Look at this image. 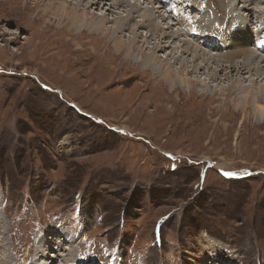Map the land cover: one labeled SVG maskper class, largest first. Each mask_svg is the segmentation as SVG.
<instances>
[{
	"label": "rangeland",
	"instance_id": "1",
	"mask_svg": "<svg viewBox=\"0 0 264 264\" xmlns=\"http://www.w3.org/2000/svg\"><path fill=\"white\" fill-rule=\"evenodd\" d=\"M61 1L0 0V258L27 264L45 232L52 253L62 237L78 240L67 247L84 264H201L211 252L230 264H264V114L240 107L248 87L264 88L263 53L239 76L226 77V68L215 79L207 69L188 74L208 83L190 96L161 78L160 62L143 71L138 50L116 52L114 43L127 44L138 29L123 3L108 11V1L84 8L86 0H64L75 18L60 16ZM245 2L237 5L245 20L253 13L261 21L264 0ZM178 6L177 16L199 13ZM84 11L104 14L111 27L122 15L130 26L111 41L78 27ZM173 29L160 51L144 48L172 69L192 60L186 53L173 62L179 40H190ZM139 32L138 45L147 29ZM207 47L199 51L227 53ZM256 66L261 81L246 72ZM247 78L259 80L248 86Z\"/></svg>",
	"mask_w": 264,
	"mask_h": 264
},
{
	"label": "bare ground",
	"instance_id": "2",
	"mask_svg": "<svg viewBox=\"0 0 264 264\" xmlns=\"http://www.w3.org/2000/svg\"><path fill=\"white\" fill-rule=\"evenodd\" d=\"M80 1H83V0H80ZM105 1H108V7L106 8L108 9V11L111 7H114L117 4L119 5L123 3L122 7L126 8V10L129 11L127 14L129 23H131V21L132 22L136 21L135 25L138 27V29H136L135 27L131 28L130 33L134 34V37L132 40L127 41L128 42L127 44L123 40H120L118 43H114L116 52L119 53V52H122L123 50L128 51V52L133 51V50H138V53H140V57L142 58L140 60H135V61L141 65L143 71H146V69L150 67V64L152 63L154 64V62H160L159 75L165 81L170 83L171 89L178 88L180 91L187 92L190 94V96L191 95L193 96L195 94L193 91L194 90L193 88H195V84L207 86L208 83L206 84L207 81L205 82V80H201V79L200 80L198 79L197 80L198 83H195L194 82L195 79L188 76V74H191V73L195 74V73H198V71L202 69H207L208 71H210V77L208 78L215 79L218 73L221 70H224L226 68L227 71L224 72V75L226 77H228L229 72H233V71H235V74L239 76V74L241 73V68H245L255 63L256 65H258L262 61L261 58L258 59L257 53L258 54L263 53L261 55H264V52H259L258 50H256L257 48H254V45L252 44L256 40L258 33L264 35V28L259 26L258 28H256V30L253 31L251 28V25L252 23L256 22L257 26L263 24V27H264V18L261 21L260 19L255 20L254 19L255 15H253L252 13L253 9L250 8L248 11L249 13H252V14H249V17H247L248 20H245V17H243L244 14L240 13L237 10V5H239L240 3L241 6H244L247 3L245 2L246 0H223L221 7L218 8V10L215 8V5L212 4L213 0H206L209 7H204L202 3H200L199 0H191V3L189 4L187 3L186 0H184L185 2L184 1L179 2V4H173L172 1H175V0H170V4L165 5L167 9H169L170 7L169 10H166L164 8L165 7L164 1L166 2V0H153L155 1L154 4L156 3V7L159 10L162 9L161 12L165 19L166 17L175 18V21L173 22H169L167 20L169 24L167 21H165L161 17V13L159 12L157 8L154 9L148 5H145L143 7L141 2L138 3L137 1H134V0H113V1L111 0H86L84 4V8L88 7L89 5L95 6L98 3L100 5L101 3H103L101 5L103 6L105 5ZM145 1H147V4H149L152 0H145ZM197 2L200 5H198ZM184 3L186 4V6L190 7L192 11L195 9L199 10L198 15L197 13L193 15L189 13L190 11L186 12L184 9L182 11V14L180 16H177L178 12H180L183 8V6L180 7L178 5H183ZM260 3L264 4L263 2H260ZM79 4H82V2L76 4V6H79ZM51 7H52V4L49 3L48 9L51 10L50 9ZM67 8H68V5L66 6V3L64 2V0L61 1V4L59 7H56L61 17H64L63 15L72 14L73 16L75 15V18L76 16L80 18V15L76 14L75 11L73 10L74 8L73 9L71 8L72 10L70 11H68ZM211 8H212V11H210ZM163 11L165 12L168 11L166 16H164ZM244 11H247L246 7L244 8ZM218 12L221 15L224 14L222 16L219 14V16H221L224 20H221L219 17L213 14V13L218 14ZM87 14L88 13L85 11L81 14L83 18L79 19L78 27L79 28L87 27V29L90 32L101 35V36L104 35L105 37L108 36L111 41L113 40L115 33L120 32V31L123 32L125 29H127L130 26L127 23V19L124 18V16L122 15H118L116 16V18H114L113 26L111 27V25L106 24L110 21L104 14L102 15L100 13L97 15V14L92 13L89 18ZM163 20L165 22H163ZM187 21L189 22L187 23ZM160 24H162L163 26ZM170 25H172V27ZM176 26L177 27L179 26V31H182V33L180 32V34L186 35L190 40L179 38L180 44L174 47L173 49L175 52H177V50L180 49V54L174 57L173 62L178 61V59L183 54H186V53L190 54V56L192 57V60H187V61L182 60L181 62L183 63L180 66H177L174 69H172L170 67V64L168 63L164 64L163 60H160L159 57L157 55H154L153 53L145 56L144 48L149 47L153 51H155V49H157V51H160L166 45V43L172 42V40H170L171 38L174 39L176 37V34L173 29L174 27L176 29ZM195 26L196 28H194ZM190 27L192 29H190ZM140 28L147 29V35L144 34L143 40H142L143 43L138 45L136 39L138 36H141L139 32ZM187 32L189 34H187ZM149 40H152L153 42H149ZM211 42L216 43L214 45H217V48L216 46L210 48L209 43ZM202 44H204V46L206 47L208 45L209 48L207 47V49L210 51L218 50V51H221L223 54L226 52L227 53L222 55V57H224L223 59H220L215 54H208L206 51L200 52L199 47ZM181 46H184V48L181 49ZM211 46H213L212 43H211ZM196 58H200L198 62L196 61ZM220 62H225V65L222 66L221 64H219ZM260 68L261 66L260 67L256 66L255 68L249 67V69L246 72H249L250 70L254 69L256 70V73L258 75L257 77L260 79L261 75H263V72H257V71H260ZM258 78L257 79L255 78V79L259 80ZM255 79H248V86L255 85L256 83ZM261 80L262 79H260L259 81ZM232 85L234 86V84ZM146 88L147 87H145V89ZM231 92H232V87L231 86L226 87V94H227L226 96H229ZM263 94H264V88L261 85L258 86L256 90L255 89L251 90L248 87V90L246 89L242 96L243 103L240 106L241 109L243 111H246L248 107L252 106L253 109L256 110L257 116L262 117L264 114V105L261 104L260 102L262 101V99L264 100ZM0 224H1V217H0ZM36 227H38L37 224L35 225L34 229H36ZM41 234H40V238L37 241H35L36 244L35 245L33 244L34 247H32L33 251L37 255L36 257H34V254H33L27 264H84V263H80L81 260L78 261L79 259H75L72 257V251L69 248L70 245H73V244L77 245L78 240L72 241L66 237L64 238L60 237L61 239H58L59 237H57L58 242L56 244L58 245V248L57 246L56 248L58 250H62L63 252L60 253L57 251V249H55V252L52 253L50 250V245L44 244V240L46 239L45 232ZM53 235H57V232L53 233ZM53 239L55 240V236H53ZM53 239H50V243L52 244L54 243ZM1 245L2 244L0 243V247ZM67 245H69V247H67ZM9 250H11V247L9 248ZM14 252H15L14 256L17 257L18 251L17 252L14 251ZM217 253L218 252L216 253L211 252V254H214L215 256L210 254L209 257L203 260L201 264H227V263L230 264L231 259L224 257V256L221 257L219 256V254L216 255ZM93 254L95 256L97 255L95 250ZM65 255H70V256L68 257ZM110 255H112V253ZM58 257L60 258L61 262L57 261L58 262L57 263L55 261L57 260ZM5 263H6L5 260L0 258V264H5Z\"/></svg>",
	"mask_w": 264,
	"mask_h": 264
},
{
	"label": "snow or ice",
	"instance_id": "3",
	"mask_svg": "<svg viewBox=\"0 0 264 264\" xmlns=\"http://www.w3.org/2000/svg\"><path fill=\"white\" fill-rule=\"evenodd\" d=\"M225 175H230V174L226 173Z\"/></svg>",
	"mask_w": 264,
	"mask_h": 264
}]
</instances>
